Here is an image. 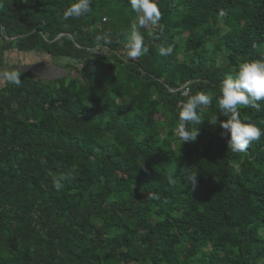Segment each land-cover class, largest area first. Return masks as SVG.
<instances>
[{"label": "trees", "instance_id": "obj_1", "mask_svg": "<svg viewBox=\"0 0 264 264\" xmlns=\"http://www.w3.org/2000/svg\"><path fill=\"white\" fill-rule=\"evenodd\" d=\"M71 2L0 0V48L60 70L17 66L21 85L0 86V264H264V135L232 153L218 109L221 80L264 57V0H156L135 60L128 0L64 20ZM198 92L211 103L180 144V102ZM260 105L240 118L264 129Z\"/></svg>", "mask_w": 264, "mask_h": 264}, {"label": "clouds", "instance_id": "obj_2", "mask_svg": "<svg viewBox=\"0 0 264 264\" xmlns=\"http://www.w3.org/2000/svg\"><path fill=\"white\" fill-rule=\"evenodd\" d=\"M91 0H72L64 9L63 19L79 18L90 11ZM131 10L136 14L134 22L130 25V32L125 44L126 55L129 59H138L148 53L140 29L148 25L159 26L161 12L156 0H128ZM223 15V13H221ZM163 32V27L160 26ZM97 47L101 42L104 45L112 43L109 35H97ZM173 52L172 46L159 48V55L170 56ZM0 79L5 83L20 86L21 70L11 69L0 71ZM220 95L218 97V109L226 117L220 121L222 129L221 136L226 138V147L232 153H243L249 145L264 135V129L253 123L245 122L240 118V107H252L260 110V102L264 101V57L248 60L240 63L234 75H230L221 80L219 84ZM211 103V98L204 92H198L180 102L178 121L179 125L176 133L180 144L194 142L199 135L196 127L202 120L199 111L203 106ZM189 123L195 125V131L188 128ZM217 123V117L211 122ZM188 184L193 188L197 183L196 173L186 177ZM56 188L62 187L59 182L55 183ZM152 199L157 197L153 195Z\"/></svg>", "mask_w": 264, "mask_h": 264}, {"label": "rangeland", "instance_id": "obj_3", "mask_svg": "<svg viewBox=\"0 0 264 264\" xmlns=\"http://www.w3.org/2000/svg\"><path fill=\"white\" fill-rule=\"evenodd\" d=\"M122 13V12H121ZM124 14L122 18H124ZM106 18V17H105ZM122 28L124 29L125 19H122ZM122 22V21H121ZM7 42V40H5ZM12 45L3 43L0 48V71L10 70L11 68H20L22 65H28L27 67L34 75L41 76L43 78L59 77V69L55 68L50 63H46L45 57L39 53H18L12 49ZM37 67V69H36ZM62 72V71H61ZM69 75V72H68ZM3 79H0V86Z\"/></svg>", "mask_w": 264, "mask_h": 264}, {"label": "built area", "instance_id": "obj_4", "mask_svg": "<svg viewBox=\"0 0 264 264\" xmlns=\"http://www.w3.org/2000/svg\"><path fill=\"white\" fill-rule=\"evenodd\" d=\"M187 94V90L184 91L183 95L185 96Z\"/></svg>", "mask_w": 264, "mask_h": 264}, {"label": "flooded vegetation", "instance_id": "obj_5", "mask_svg": "<svg viewBox=\"0 0 264 264\" xmlns=\"http://www.w3.org/2000/svg\"><path fill=\"white\" fill-rule=\"evenodd\" d=\"M19 53V52H18Z\"/></svg>", "mask_w": 264, "mask_h": 264}]
</instances>
